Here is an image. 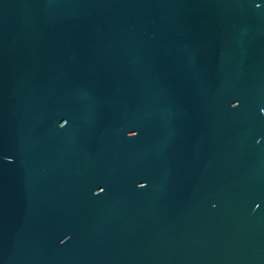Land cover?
Wrapping results in <instances>:
<instances>
[{"label":"water","instance_id":"obj_1","mask_svg":"<svg viewBox=\"0 0 264 264\" xmlns=\"http://www.w3.org/2000/svg\"><path fill=\"white\" fill-rule=\"evenodd\" d=\"M0 264H264V0H0Z\"/></svg>","mask_w":264,"mask_h":264}]
</instances>
